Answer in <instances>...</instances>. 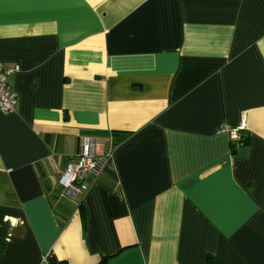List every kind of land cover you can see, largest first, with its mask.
<instances>
[{"label":"crops","instance_id":"crops-1","mask_svg":"<svg viewBox=\"0 0 264 264\" xmlns=\"http://www.w3.org/2000/svg\"><path fill=\"white\" fill-rule=\"evenodd\" d=\"M0 62V264H264V0H0Z\"/></svg>","mask_w":264,"mask_h":264},{"label":"built area","instance_id":"built-area-1","mask_svg":"<svg viewBox=\"0 0 264 264\" xmlns=\"http://www.w3.org/2000/svg\"><path fill=\"white\" fill-rule=\"evenodd\" d=\"M17 70V66L5 67L0 62V111L9 113L17 108V94L12 90L9 77ZM246 126L244 121H240L234 125H222V131L228 134L232 145L237 148L244 144L245 138L243 131ZM111 157L108 151L105 155L95 156V144L91 139L83 140L80 144V149L75 156V159L69 161L65 169L58 178V183L67 193L72 196H83L90 187L89 175L92 172H98L106 161Z\"/></svg>","mask_w":264,"mask_h":264},{"label":"trees","instance_id":"trees-1","mask_svg":"<svg viewBox=\"0 0 264 264\" xmlns=\"http://www.w3.org/2000/svg\"><path fill=\"white\" fill-rule=\"evenodd\" d=\"M244 138H245V137H244ZM245 142H246V141H244V143H245ZM80 201H81V200H79V202H78V203H79V206H78V207H79V209H80V212H82V216L84 217L83 208H82V205H81V202H80ZM61 224H63V222H61ZM104 259H105V258H103L102 261H103Z\"/></svg>","mask_w":264,"mask_h":264},{"label":"rangeland","instance_id":"rangeland-1","mask_svg":"<svg viewBox=\"0 0 264 264\" xmlns=\"http://www.w3.org/2000/svg\"><path fill=\"white\" fill-rule=\"evenodd\" d=\"M74 159H75V156L72 157V160H74Z\"/></svg>","mask_w":264,"mask_h":264}]
</instances>
